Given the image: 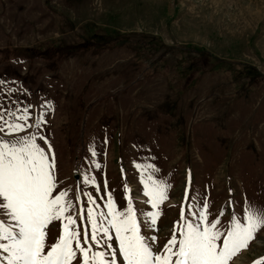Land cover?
I'll return each instance as SVG.
<instances>
[{"label":"rangeland","instance_id":"rangeland-1","mask_svg":"<svg viewBox=\"0 0 264 264\" xmlns=\"http://www.w3.org/2000/svg\"><path fill=\"white\" fill-rule=\"evenodd\" d=\"M24 108L33 127L18 135L36 132L43 115L47 143L37 142L55 157L52 195L68 193L65 216L82 244L87 210L107 214L109 195L117 212L131 200L156 253L182 211L191 220L205 199L208 222L226 231L247 204L264 210V0H0V114ZM136 164L154 165V179L169 186L158 209ZM150 211L161 213L155 230L145 224ZM64 223L48 224L45 252ZM259 260L264 229L230 264Z\"/></svg>","mask_w":264,"mask_h":264},{"label":"snow or ice","instance_id":"snow-or-ice-1","mask_svg":"<svg viewBox=\"0 0 264 264\" xmlns=\"http://www.w3.org/2000/svg\"><path fill=\"white\" fill-rule=\"evenodd\" d=\"M18 111L20 115L9 112L10 119L0 114V121H3L0 123V133L16 135L13 140L0 137V215L6 217V220H0V252L6 253V264H73L78 253L81 264H117V253L122 256L124 264H230L235 256L248 248L256 233L264 229V210L247 204L243 217L233 215L230 227L221 231L219 219L208 222L205 199L203 205H195L197 211L190 212L191 220L186 219L182 211L183 224L177 225L178 235L174 231L163 251L156 253L153 245L157 238L141 234L131 200L126 211L117 212L109 195L107 214L94 213L91 207L87 210L91 234L89 236V230L85 227L82 244L78 226L73 227L76 225L75 219L65 216L73 206L66 200L68 193L62 191L56 196L52 195L57 187L55 157L53 154L50 161L49 154L37 142L41 140L47 143L46 138L38 134L46 121L43 115L37 117L34 125L36 132L20 136L19 133L33 125L28 123L29 109ZM92 155H96L94 149ZM95 167L99 168L100 165L96 164ZM135 167L142 172L144 195L149 197L151 208L158 209L167 199L169 186L164 181L154 179L151 173L159 171L154 165L136 164ZM146 169L151 171L145 173ZM85 183L96 185L95 177L86 176ZM96 187L99 191V186ZM88 199L90 203H95L91 195ZM83 211L81 209V214ZM160 214L159 211L143 214L149 229L155 230ZM98 215L111 219L107 220L105 226L98 221ZM54 220H66V223L58 241L45 252L46 228ZM113 229L118 242L116 248L110 242L113 240ZM99 236L104 239H98ZM93 243L110 251H94ZM255 264H264V260Z\"/></svg>","mask_w":264,"mask_h":264},{"label":"trees","instance_id":"trees-1","mask_svg":"<svg viewBox=\"0 0 264 264\" xmlns=\"http://www.w3.org/2000/svg\"><path fill=\"white\" fill-rule=\"evenodd\" d=\"M105 43H106V42H105ZM88 47H89V48H92V46L90 47V45L83 46V47H81V48H85V49H86V48H88ZM70 48H71V47H70ZM71 49H72V48H71ZM20 51H21V50H20ZM28 54H29V53H28Z\"/></svg>","mask_w":264,"mask_h":264}]
</instances>
